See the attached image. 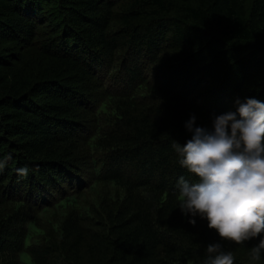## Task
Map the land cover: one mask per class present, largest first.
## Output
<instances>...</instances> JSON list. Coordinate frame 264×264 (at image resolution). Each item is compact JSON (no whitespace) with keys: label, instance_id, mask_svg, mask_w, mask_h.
<instances>
[{"label":"trees","instance_id":"1","mask_svg":"<svg viewBox=\"0 0 264 264\" xmlns=\"http://www.w3.org/2000/svg\"><path fill=\"white\" fill-rule=\"evenodd\" d=\"M237 98L264 102V0H0V264H264L178 203L173 140Z\"/></svg>","mask_w":264,"mask_h":264},{"label":"clouds","instance_id":"2","mask_svg":"<svg viewBox=\"0 0 264 264\" xmlns=\"http://www.w3.org/2000/svg\"><path fill=\"white\" fill-rule=\"evenodd\" d=\"M235 112L215 116L212 128L195 126L193 115L185 124L191 139L183 145L172 142L179 165L196 178L180 176L177 181L181 213L207 221L220 241L243 246L258 239L251 247V261L264 255V102L237 98ZM12 156L0 159V174ZM26 178L27 167L16 169ZM203 264H234L232 251L215 242L206 247Z\"/></svg>","mask_w":264,"mask_h":264},{"label":"rangeland","instance_id":"3","mask_svg":"<svg viewBox=\"0 0 264 264\" xmlns=\"http://www.w3.org/2000/svg\"><path fill=\"white\" fill-rule=\"evenodd\" d=\"M19 259L21 261V264H32L31 258L26 251L21 252Z\"/></svg>","mask_w":264,"mask_h":264}]
</instances>
